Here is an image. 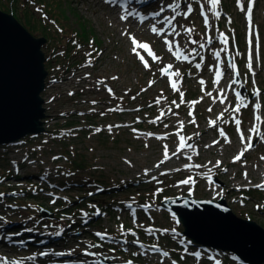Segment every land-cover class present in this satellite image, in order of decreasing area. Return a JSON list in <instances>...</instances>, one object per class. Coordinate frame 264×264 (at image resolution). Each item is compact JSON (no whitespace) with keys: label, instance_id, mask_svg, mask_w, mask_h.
<instances>
[{"label":"rangeland","instance_id":"1","mask_svg":"<svg viewBox=\"0 0 264 264\" xmlns=\"http://www.w3.org/2000/svg\"><path fill=\"white\" fill-rule=\"evenodd\" d=\"M170 2L151 0L142 5L159 11L161 3L166 6ZM188 2L193 12L187 19L177 17L180 35L174 38L178 50L189 55L185 61L176 57V48L169 52L163 38L151 32L156 22L152 16L143 23L132 17L121 21L118 4L104 0H0L33 35L47 37L43 50L49 68L42 93L44 130L17 144L0 145V154L5 156L0 158V185L4 187L0 193L5 194L0 199V262L6 258L9 264L178 263L155 248L160 244L179 259L178 264H238L235 255H228L230 261L220 250H202L200 259L186 253L184 248H197L185 246L183 225L175 213L161 208V201L183 196L224 198L237 216L255 220L264 228V187H257L264 182V140L250 132L255 126L264 134V0L252 5L255 75L247 68L249 0H220L215 9L210 0ZM180 3L181 10H186L185 0ZM137 8L140 11L141 7ZM145 8L141 15L147 13ZM215 11L221 13L219 18ZM163 15L172 13L169 10ZM187 28L193 32L187 33ZM124 31L148 43L160 57L153 60L145 50H137L150 69L144 68L132 51L129 37L121 35ZM220 33L228 37L227 45L218 38ZM200 43L205 47L200 48ZM193 49L199 55H190ZM216 52H220L219 58ZM230 62L235 69L229 67ZM168 64L182 75L178 87L184 93L183 103L179 92L170 87L171 78L159 71ZM221 70L217 82L216 73ZM237 71L239 76H235ZM114 76L118 79L113 80ZM65 79L66 83L60 81ZM234 79L237 83H232ZM149 81L155 83L149 87ZM242 84L248 92L245 99ZM221 90L226 97L223 102L218 95ZM157 97H161L159 104ZM238 106L240 112L236 113ZM169 108L175 114L150 122ZM71 109L76 115L63 113ZM256 116L261 119L257 121ZM193 117L195 124L190 123ZM235 119L240 120L239 126ZM213 120L215 128L210 127ZM180 121L181 135L193 137L188 143L194 144L195 150L186 149L175 157L171 154L178 151L175 133ZM119 122L125 125L114 126ZM249 136L253 147L244 152L241 161L234 162ZM215 140L219 143L213 144ZM164 145L171 159H165ZM217 161L222 162L218 168ZM195 165H204L206 170ZM145 170H149L147 175ZM188 179L194 182L181 183ZM97 232L106 235L101 239ZM10 233L13 238H8ZM20 235L25 241L2 242Z\"/></svg>","mask_w":264,"mask_h":264},{"label":"water","instance_id":"2","mask_svg":"<svg viewBox=\"0 0 264 264\" xmlns=\"http://www.w3.org/2000/svg\"><path fill=\"white\" fill-rule=\"evenodd\" d=\"M45 42L46 38L33 35L13 13L0 8V145L44 130ZM241 92L245 98L244 84ZM161 207L177 214L184 227L182 234L192 244L231 251L246 263H264V228L255 220L237 216L224 198L169 197Z\"/></svg>","mask_w":264,"mask_h":264},{"label":"snow or ice","instance_id":"3","mask_svg":"<svg viewBox=\"0 0 264 264\" xmlns=\"http://www.w3.org/2000/svg\"><path fill=\"white\" fill-rule=\"evenodd\" d=\"M104 2L109 4V5H117L118 4L121 7L122 14L119 17L121 21L128 22L129 18L132 17V18H138V22L139 23H143L146 19H148V17H146L144 15H141L134 8L130 9L129 8V4H128V0H104ZM210 2H211V5H212L213 9H215L216 6L219 5L220 0H210ZM254 3H255V0H249L248 7L246 9V16H247V19H248V22H249V31H248L249 52H248L247 68H248V70L250 72H252V75H255V72L253 70L252 51H251V46H252V43H253V36L255 35L254 29H253V25H252V5H254ZM185 6H186V10L182 11L181 10L180 0H172V2L168 3L166 6L163 3H161L159 11L153 12L151 14L152 19L155 20L156 22L152 24L150 30H151L152 33L156 34L158 37H162L163 38V42L166 45V47H167L169 52H172L173 49L176 48L177 49V51L175 53L176 57L178 59L187 61V60H189V55H186L183 52H180L178 50L179 49V44L175 43V41H174V38L176 36L180 35V32L177 31V17H183V18L187 19L193 12V8H192V3L191 2H188V0H185ZM200 7H201V13L204 16V23H205V25H208L209 22H208L207 13L203 12V4H201ZM169 10L171 11L172 15H163V13H165L166 11H169ZM242 10H245V9L242 8ZM214 15L217 18H219L221 13L219 11H215ZM157 18H160V19H157ZM157 25H160V26L158 27ZM185 31L187 33L191 34L193 32V29L192 28H187V29H185ZM121 35L129 37V39H130V41H131V43L133 45L132 51L134 53H136V55L138 56V58L141 61V63H142L144 68L150 69L151 65L149 64L148 60H146L143 55H140L139 51H137L138 49L145 50L148 53V55L153 60H157L158 61L160 59V57L156 56L155 53L152 52V49H151V47H150V45L148 43L140 42L139 40H137V38L134 35H132L128 31L122 32ZM170 36L173 37V39H169ZM218 38L221 40L222 43L227 45V43H228V37L227 36H225L223 33H220ZM191 43L192 44H197V41L196 40H191ZM207 43L211 44V39L210 38L208 39ZM199 47L200 48H204L205 45L203 43H200ZM224 51L227 52V49L225 48ZM190 55H199V53L196 52L195 49H193L192 53ZM88 56L91 57L92 53L89 52ZM215 56L217 58H219L220 52H216ZM196 67L200 68V64H196ZM229 67L232 68V69H235L236 65L234 63L230 62L229 63ZM172 69H173V65L172 64H168L165 67L160 68L159 71H160L162 76L171 78L170 79V87L174 91L179 92V94L181 96V103H183L184 102L183 101L184 93L181 92L180 88L178 87V81H179V79H182V75H181V73L178 70L177 71H172ZM222 75H223V71L222 70L221 71H217V73H216V81L217 82H219V80H220ZM235 76H239V72L238 71L235 72ZM112 79L116 80V79H118V77L114 76V77H112ZM97 83H100V81H98ZM153 83H155V81H149V87H151V85ZM200 83L203 85L204 81L201 80ZM232 83H237V80L234 79L232 81ZM107 90H108L109 93H112V89L111 88H108ZM256 94L258 95L259 92L257 91ZM70 95H71V93H70ZM207 95L211 97L212 93L209 92V93H207ZM218 95L221 98V102H223V100L226 98L223 95V90H221L220 93H218ZM236 95L239 97L240 93L236 92ZM133 99H135V97H133ZM160 100H161V97H157L156 104H159ZM199 102L200 101L198 100V101H193L192 103L196 104V103H199ZM93 103H95V101ZM172 104H174L177 108L180 107V104H177L176 101H172ZM244 106H247V105H244ZM256 107L259 108L260 105L257 104ZM211 110H212L211 108L208 109V111H211ZM234 111L236 113H239L240 112V107L239 106L236 107L234 109ZM170 113L171 114H175V113H172V109L171 108L168 109L167 113L164 112V111H161L160 115L157 116L156 120H153V121H150V122L151 123H156L157 120H162L167 114H170ZM189 115L190 116L193 115L192 111L189 112ZM220 119H222V114H221ZM260 119H261V117L256 116V120L257 121H259ZM179 123H180V128L175 133L178 136V139H179L178 151L174 152L172 154L173 156H177L180 153L185 152L186 149L195 150V145L188 143V141L192 140L193 137H185L184 135H181V132L183 130V121H180ZM190 123H192V124L196 123L194 117L190 120ZM235 123H236L237 126H239L241 122H240L239 119H235ZM165 127H167V125H165ZM210 127H213V128L217 127V122L215 120L210 121ZM110 129H111V126H109V130ZM250 132L253 133V134H257L261 140H264V134H261L259 132V129L256 128L255 126L250 130ZM219 133H220L221 136L225 135L222 128L219 129ZM165 138H166V136L165 137H158V139H165ZM240 138H241V141L244 142L245 138H244V134L242 132L240 133ZM227 142L230 143V141H227ZM218 143H219L218 140L213 141V144H218ZM145 146L147 147V145H145ZM210 146L211 145H205V147H210ZM252 147H253V144L251 142V136H249V138H248V140L246 142V146H245L244 150L241 151L237 156L234 157V162L241 161V159L244 156V152L248 151ZM163 155H164L165 159H171V157L168 155L167 145H164ZM187 158L189 160H191V156L190 155ZM261 159H264V157H262ZM163 162L164 161L162 160L160 163H163ZM209 163H211V162H209ZM221 163H222L221 161H217L215 167H217V168L220 167ZM156 167L159 168L160 164H157ZM186 167H189V166L186 165ZM195 167H200V165H195ZM210 171H211V169H209V172ZM224 171H227V169H224ZM145 174L147 175V170H145ZM161 174L165 175L166 173H161ZM244 175H245V177H247L248 174L245 172ZM152 179L155 180L156 177H153ZM193 182L194 181H192L191 179H188V180L182 181L181 183L189 184V183H193ZM257 187H264V185H257ZM4 195H5L4 193H0V199H2ZM128 207L131 209L132 205H128ZM84 215L87 216L88 214L84 213ZM121 227H123V226H121ZM27 231H32V229H27ZM132 234L135 235V233H132ZM96 235L98 237H101V239H103L106 234L97 232ZM44 255H47V253H44ZM85 255H96V254L95 253L85 252ZM163 255L165 257H167L169 255V253L168 252H163ZM0 264H9V262L5 258L2 262H0ZM10 264H20V261H12V262H10ZM128 264H131V261H129Z\"/></svg>","mask_w":264,"mask_h":264},{"label":"bare ground","instance_id":"4","mask_svg":"<svg viewBox=\"0 0 264 264\" xmlns=\"http://www.w3.org/2000/svg\"><path fill=\"white\" fill-rule=\"evenodd\" d=\"M100 1V0H99ZM151 0H128V4H129V8L130 9H135L136 11H138L139 12V10H138V8H137V6H139V5H141V4H148L149 2H150ZM132 3H134V5H131ZM117 9V8H116ZM117 11H119V12H122V10L121 9H117ZM140 13V12H139ZM131 19V17L129 18V20ZM133 19V18H132ZM148 21H150V20H148ZM152 21V20H151ZM45 64H46V66H47V61L45 62ZM46 70L49 72V69L46 67ZM60 79V78H59ZM60 81H62L63 83H66V79L63 81V80H60ZM174 153V152H173ZM172 155V154H171ZM173 156V155H172ZM176 157V156H175ZM210 163H208L207 165H209ZM194 167V166H193ZM197 168H201V169H203V170H206L205 168V166L204 165H201L200 167H197ZM147 173H149V170H147ZM207 174L208 173H205V177L207 176ZM263 179H264V175H263V177H262ZM258 185H264V182H260V183H257Z\"/></svg>","mask_w":264,"mask_h":264},{"label":"trees","instance_id":"5","mask_svg":"<svg viewBox=\"0 0 264 264\" xmlns=\"http://www.w3.org/2000/svg\"><path fill=\"white\" fill-rule=\"evenodd\" d=\"M0 8L1 9H3V10H5L1 5H0ZM6 11V10H5ZM8 12H13L14 13V15L16 16V12L14 11V10H7ZM45 38H47V37H45ZM48 68V67H47ZM49 69V68H48ZM63 113H67V114H75L76 115V113H74V111H73V109H71V111L70 110H68V111H65V112H63ZM61 118H64V117H61ZM65 120V119H64ZM75 120V122H77L76 120H79V119H74ZM70 123H73L72 121L70 122ZM3 147H7V146H3ZM3 157H5L4 156V154L3 153H1L0 154V158H3ZM0 161H1V159H0ZM4 187L2 186V185H0V190H2ZM78 206V205H77Z\"/></svg>","mask_w":264,"mask_h":264}]
</instances>
